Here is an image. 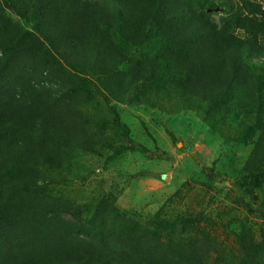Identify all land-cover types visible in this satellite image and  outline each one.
<instances>
[{"label": "trees", "instance_id": "16d2710c", "mask_svg": "<svg viewBox=\"0 0 264 264\" xmlns=\"http://www.w3.org/2000/svg\"><path fill=\"white\" fill-rule=\"evenodd\" d=\"M221 7L224 15L217 18L209 12L215 0H0V264H211L193 242L160 250L172 231L199 229V219L184 214H157L156 228L146 237L125 227L113 233L114 245L103 234L95 243L90 236H66L56 225L26 239L43 213L27 199L17 203L10 188L23 185L26 194H35L39 168L61 166L66 143L42 99V90L50 89L47 63L57 57L80 72V58L92 48L100 57L94 68L98 82L114 86L123 79L116 66L122 44L139 55L136 48H142L143 58L162 71V89L181 96L188 107L198 103L209 117L222 119L243 105L254 122L234 140H263L264 0H222ZM28 56L44 62V76L28 79L30 72L21 66ZM34 63L39 62H30L32 72ZM249 172L234 191L252 211L246 199L263 190L264 173ZM191 179L209 188L217 184L204 171ZM108 207L98 206L101 218Z\"/></svg>", "mask_w": 264, "mask_h": 264}, {"label": "rangeland", "instance_id": "374dc122", "mask_svg": "<svg viewBox=\"0 0 264 264\" xmlns=\"http://www.w3.org/2000/svg\"><path fill=\"white\" fill-rule=\"evenodd\" d=\"M221 1L209 9L217 18L224 15ZM113 44L121 47L119 41ZM122 47L116 66L124 77L114 86L97 81L94 68L100 57L93 48L80 58V72L56 55V62H46L50 89L42 90V99L66 144L58 169L39 168L35 194H26L23 185L10 188L17 203L27 199L43 213L25 238L56 225L66 236H90L95 243L103 234L114 245L113 233L125 227L146 237L156 228L157 214L172 219L184 214L197 217L199 229L172 231L160 250L193 242L207 252L211 264H247V258L249 264H264V217L259 216L264 188L246 199L252 211L234 191V183L250 169L264 173V139L249 144L234 140L254 115L243 105L222 119L209 117L198 103L188 107L181 96L161 88L162 71L143 58L142 48H136L139 55ZM33 61L39 63L32 72ZM21 66L30 72L28 79L44 76L43 61L28 56ZM130 146L147 153L125 150ZM201 171L217 184L209 188L192 182ZM102 202L109 204L103 218L98 211Z\"/></svg>", "mask_w": 264, "mask_h": 264}, {"label": "water", "instance_id": "95a60500", "mask_svg": "<svg viewBox=\"0 0 264 264\" xmlns=\"http://www.w3.org/2000/svg\"><path fill=\"white\" fill-rule=\"evenodd\" d=\"M165 179L167 180L168 178L166 177Z\"/></svg>", "mask_w": 264, "mask_h": 264}]
</instances>
